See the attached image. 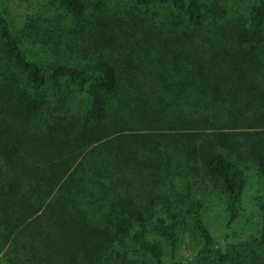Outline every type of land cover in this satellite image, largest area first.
<instances>
[{"label":"trees","instance_id":"trees-1","mask_svg":"<svg viewBox=\"0 0 264 264\" xmlns=\"http://www.w3.org/2000/svg\"><path fill=\"white\" fill-rule=\"evenodd\" d=\"M47 1L75 60H37L0 7V260L264 264V0H131L99 16ZM246 159L259 221L236 244ZM204 183L225 202L223 241Z\"/></svg>","mask_w":264,"mask_h":264},{"label":"rangeland","instance_id":"rangeland-1","mask_svg":"<svg viewBox=\"0 0 264 264\" xmlns=\"http://www.w3.org/2000/svg\"><path fill=\"white\" fill-rule=\"evenodd\" d=\"M227 1L233 3L239 1L245 8L252 2V0ZM87 2L90 4V13L97 16L106 13L112 14L116 10H122L124 13L132 4L131 0H87ZM0 7L8 15L16 33L23 38L25 48L37 60L42 61L43 58L50 62H56L63 58L75 60L78 57L68 48H63L62 53L58 50L56 36L61 25L58 23L57 26H54L57 22L53 25L50 20H55L59 11L47 0H0ZM78 104H80L82 110L86 106L82 101ZM243 167L246 168L248 182L242 214L235 225L240 234L239 239L233 240V243L236 244L242 243L247 237L255 235L254 230L259 221L256 199L261 188L260 179L252 161L246 159L243 161ZM201 194L206 202L205 219L216 238L223 241L227 233L225 202L222 196L215 192L213 185L210 188L207 183H204ZM186 240L182 241L181 244L182 255L191 257L195 255L196 248L191 243V239ZM4 254L2 252L0 258ZM0 264H4V262L0 260Z\"/></svg>","mask_w":264,"mask_h":264}]
</instances>
